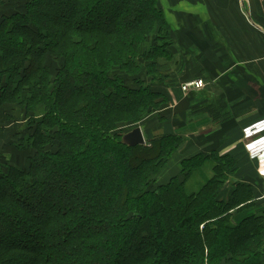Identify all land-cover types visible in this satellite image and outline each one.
I'll use <instances>...</instances> for the list:
<instances>
[{"label":"trees","instance_id":"trees-1","mask_svg":"<svg viewBox=\"0 0 264 264\" xmlns=\"http://www.w3.org/2000/svg\"><path fill=\"white\" fill-rule=\"evenodd\" d=\"M12 1L0 0V107L22 109L16 147L27 161L0 164V264H162L183 233L174 264H204L206 253L264 264V201L239 181L224 197L235 157L183 158L180 175L157 185L184 133L121 142V126L169 100L156 72L172 39L161 1ZM210 160L212 176L186 193Z\"/></svg>","mask_w":264,"mask_h":264},{"label":"crops","instance_id":"crops-1","mask_svg":"<svg viewBox=\"0 0 264 264\" xmlns=\"http://www.w3.org/2000/svg\"><path fill=\"white\" fill-rule=\"evenodd\" d=\"M167 1L173 34L182 45L180 59L174 62L183 64L182 78L204 79L207 85L184 93L179 100L172 98L169 86L164 87L171 100L156 114L162 112L166 122L149 130L151 134L184 133L186 143L171 156L159 178L168 177L166 183L180 175L183 158L218 151L238 162L236 177L225 184L224 195L239 181L252 189L256 201H264V0ZM164 65L160 68L171 67ZM2 110L0 164L24 165L27 159L16 147L24 114L21 108L12 109L15 119H11ZM200 122V131L186 128ZM209 162L213 168L215 162Z\"/></svg>","mask_w":264,"mask_h":264},{"label":"rangeland","instance_id":"rangeland-1","mask_svg":"<svg viewBox=\"0 0 264 264\" xmlns=\"http://www.w3.org/2000/svg\"><path fill=\"white\" fill-rule=\"evenodd\" d=\"M160 1H161V5L164 6L166 18L169 21L168 12H167V9H168V7H167L168 6V1L167 0H160ZM18 3H20L18 0H13L11 5L18 4ZM0 9L1 10H4V7L1 6ZM58 12H59V10H57V12H55L54 14H57ZM140 13H141V9L139 11V14ZM169 23H170V21H169ZM171 32H172L171 33V38H172L171 39V47L170 48L169 47H166V46L164 47V49L166 48L165 51H167V52H165V54H163L159 58L158 71L156 70V72L157 73H162L164 75L163 79L160 80V81H158V82H161V83L166 84L167 87L169 86L172 89L171 90L172 98L174 100H179L183 96L184 93H188V92H184L183 91V89H182L183 85L185 83H187V82H191L195 78H192V79H189L187 77H183L182 78V76L184 75V67H183V64H180L179 61L174 62L176 59L177 60L180 59V54L182 52L181 51L182 50V45H179L178 43L180 41H178V40L175 39V35L173 34L174 30L172 28H171ZM175 50H176V52H175ZM176 54H178V55H176ZM163 62L165 63V65L163 64ZM178 64H180V65H178ZM161 65H164V66L169 65L171 67H168L167 66L166 68H160ZM51 67H52V72L55 75L56 74V71H57V69L59 67L55 63H51ZM126 80L129 83L128 84L129 86H131V87H137V85H135L134 79L132 77H128L127 76L126 77ZM175 89L178 90L177 93L180 94V96H179L180 98H176L175 97V93L173 91ZM194 91H197V90H194ZM170 96L171 95L168 96L169 99H170ZM168 102L169 101L167 100V103ZM166 105L167 104H165L164 106H166ZM1 108L3 109L1 112H3V113L9 112V114L12 115V113H11L12 112V109L11 108H5V109L3 107H1ZM161 115H162V112H161V114L160 113H157L156 114V111H155L153 114L149 115L147 117V119L141 125H132L131 126V124L130 125L129 124L128 125L125 124V125H123V126L120 127V129L118 130L119 131L118 133H120V134L123 135V134L131 131L135 127L140 126V127H143L142 128L143 130H145L144 131L145 137L147 139V143H149L150 140H152L153 138H155L158 135H161V133H158V132H153L151 134V132H150L151 130H149V129H157L156 127H159L160 125H162V124H164L166 122L164 119L161 118ZM201 124L202 123L200 122V123H197L196 125H194L192 127H190V125H187L186 128H188L189 130H190V128H193V129H196L197 128V130H199L200 129L199 127H201ZM17 129H18V132L19 133H22L23 130H24V126L22 128L17 127ZM183 130H184V128L181 131H183ZM154 133H157V134L156 135H153ZM2 164H7V163L3 162ZM166 166H164V168L162 170H160V171H165ZM6 167H7V165H5V168ZM211 170H212V163L208 161V162H206V164L204 165V167L201 170H199L195 174H193L192 177L188 180V182L185 183L186 184L185 185V192L186 193H193V192L198 191L203 186L204 182L211 176ZM160 173L158 175H156V184L157 185L159 183H163V181L168 180V177H165V178H161L160 177L159 178V176H161ZM157 181H158V183H157ZM224 197H227V196L224 195ZM261 203L264 204V202H261ZM150 220H151V223H152L154 219L151 218ZM171 222H173V221H171ZM167 227H168V230L169 229L170 230L176 229L177 230L176 232L179 231L178 230V224H176L175 222H173V224L172 223H168ZM171 232L172 233H169V237H171L170 235H172L174 231H171ZM263 234H264V232H263ZM186 236H187L186 233H183V235H180L179 236L180 239L178 240V243H176L177 245L175 246V248L173 246L170 247L172 249V253H171L172 255H171V257L168 260H166V261H161L162 264H174L175 263V261H176L175 260L176 255L173 256V252H174V250L176 248L183 249V247L187 243L186 242V239H187ZM168 242H170V241L168 240ZM130 251H129V255L131 254ZM207 256H208V254L206 253V257H205V260H204V264H215V263L211 262ZM130 258H132L134 260V262H133L134 264L138 263L136 257H133V256L130 255Z\"/></svg>","mask_w":264,"mask_h":264},{"label":"water","instance_id":"water-1","mask_svg":"<svg viewBox=\"0 0 264 264\" xmlns=\"http://www.w3.org/2000/svg\"><path fill=\"white\" fill-rule=\"evenodd\" d=\"M121 142L130 147H135L141 144L145 145V143H147V139L145 137L144 131L142 130V127L138 126L131 131L123 134Z\"/></svg>","mask_w":264,"mask_h":264},{"label":"built area","instance_id":"built-area-1","mask_svg":"<svg viewBox=\"0 0 264 264\" xmlns=\"http://www.w3.org/2000/svg\"><path fill=\"white\" fill-rule=\"evenodd\" d=\"M207 85L204 79H194L191 82H187L183 85L182 89L184 92H189L191 90H200Z\"/></svg>","mask_w":264,"mask_h":264}]
</instances>
